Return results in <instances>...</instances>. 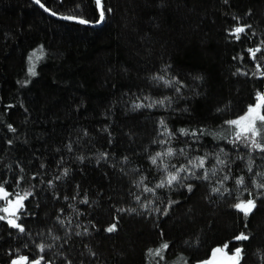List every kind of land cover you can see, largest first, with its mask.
I'll list each match as a JSON object with an SVG mask.
<instances>
[{
	"label": "trees",
	"instance_id": "1",
	"mask_svg": "<svg viewBox=\"0 0 264 264\" xmlns=\"http://www.w3.org/2000/svg\"><path fill=\"white\" fill-rule=\"evenodd\" d=\"M40 2L55 15L100 20L94 0ZM101 6L103 21L89 27L50 18L29 0H0V184L8 199L31 192L17 213L24 232L0 220V264L20 256L29 264H201L225 243L229 255L242 249L239 264H264V151L230 143L225 123L264 93V0ZM237 26L245 27L239 40L229 34ZM255 139L264 145V131ZM169 148L172 156L151 163ZM197 157L204 168L188 163ZM181 166L195 177L181 172L156 187ZM205 169L209 179L198 178ZM238 197L255 201L247 217L233 207ZM242 232L248 239L236 240ZM164 243L163 260L148 255Z\"/></svg>",
	"mask_w": 264,
	"mask_h": 264
},
{
	"label": "snow or ice",
	"instance_id": "2",
	"mask_svg": "<svg viewBox=\"0 0 264 264\" xmlns=\"http://www.w3.org/2000/svg\"><path fill=\"white\" fill-rule=\"evenodd\" d=\"M36 2L40 3V0H36ZM96 2L98 5H100L101 0H96ZM40 6L44 7L43 4H41ZM45 11H48V9L45 8ZM109 11H110V9H109ZM62 19L73 20L76 18L74 16H64V17H62ZM103 19H104V12H103V10H101L100 20L102 21ZM78 22L81 24L87 23V21H85L83 19L78 20ZM244 32H245L244 26H237L229 34L234 36L236 40H239L240 34L244 33ZM248 51L250 53L251 58L255 59L256 54L258 52H260L261 49L260 48L248 49ZM31 56L36 57L37 59L40 58L37 56L36 52H33L31 54ZM242 58L243 57H241V59ZM30 59H31V57H30ZM29 71L31 72V74L35 75L34 68L30 69ZM257 72H259L261 77H264V71L261 70V66L259 64H257ZM254 75H255V73H254ZM154 79H163V77H154ZM165 83H168V82L165 81ZM178 90L179 89H177V91ZM159 103L162 104L163 101H159ZM134 106L139 108V107H142L143 105L136 104ZM149 106L151 107L152 105H149ZM257 122H260V127H257ZM160 123H161V126L165 127V130H166V125L164 124V121L161 120ZM225 123L230 128L233 129V139L231 141H229L230 143H232L233 141L239 142L241 139H244L245 141H250V143L253 147L259 148L261 151H264V145H261L255 139V137L259 136L261 134V132L264 131V93L257 92L255 104L249 105L247 108V111L242 116H239L237 119H234V120L225 121ZM179 131L181 132V134H185V135H188V134H190L192 136L197 135L196 131H192L191 133H189L187 129H180ZM200 131L203 132V130H200ZM181 151L183 152V149ZM223 151H224L223 149L220 150V152H223ZM173 152H174V150L171 148H169L164 153L157 152L155 154V156L151 157V163L153 165H156L158 159H160L162 156H172ZM205 162H206V158H202V157H197L194 160L188 161V163L192 166V168H204ZM224 163H225V161L220 159L219 156H217V164L223 165ZM161 164L163 165V169L165 171H167L168 165L165 164L163 162V160H161ZM173 167H175V166L173 165ZM210 171H211L212 175H215L217 169L215 167H213ZM181 172H188L189 175L195 177V172H191L188 168L181 166L179 169H177L175 171V173L168 172L166 179L162 178L160 183H158L156 185V187L162 188V187H165V185L171 186L174 182L178 181ZM208 172H209V170L205 169L203 176L198 177V178H202L205 180L209 179ZM187 178H188L187 176L184 177V179H187ZM228 178L229 177L227 175H225L223 177V180H227ZM243 182H244L243 177H240L239 179L236 180V183L238 185H242ZM141 183H143V180H141ZM222 183H223V181H221V184ZM257 187L264 188V183L258 184ZM187 188H188V191H191L192 185H187ZM144 190L146 192H153L154 191V189L147 188V187ZM212 191L213 192H219L220 189L214 187L212 189ZM30 195H31V192H25L23 195H21L20 193L17 192V193H15L14 199H8V197L13 196V193L8 192L3 187V185L0 184V200L6 201V206L0 207V212H4L7 214L5 216H0V220H6L10 227L17 228L20 232H24L25 231L24 227L22 225L17 224V220L20 219V216L17 213L20 211V209L24 208L23 202L26 199H28V197ZM137 200H139V197H137ZM238 201L239 202L234 204L233 207L236 210L242 212L244 214V216L247 217L251 213L252 209L255 207V201L252 199L244 201V200H240L239 197H238ZM144 207L147 208V204L144 205ZM157 211H159V209H157ZM165 214H166V212H165ZM10 217H12V218H10ZM115 227H116L115 225H111L110 227L107 228V231L113 232L115 230ZM235 239L236 240H247L248 236L242 232L238 236H236ZM168 247H169L168 244L164 243L159 248H157L155 250L149 249L148 255L153 256V257L159 256L160 259L163 260L164 256L162 255V253ZM38 248H39L40 252H43L45 249V245L39 244ZM227 248H228V244L225 243L222 248L218 247V248L213 249L212 253H211V257L208 260L202 261L201 264H215V257L217 255V253H223V255L226 256L228 260L232 261V264H239L242 249L236 248L232 255H228V253L225 251ZM42 260H43V257H40L38 259L31 261V264H41ZM11 264H29V258L27 256H20L18 259H13Z\"/></svg>",
	"mask_w": 264,
	"mask_h": 264
},
{
	"label": "water",
	"instance_id": "3",
	"mask_svg": "<svg viewBox=\"0 0 264 264\" xmlns=\"http://www.w3.org/2000/svg\"><path fill=\"white\" fill-rule=\"evenodd\" d=\"M34 6H36L39 10H41L44 14H46L48 17L50 18H53V19H56V20H61V21H65V22H74V23H79L78 20L79 19H73V20H66V19H62V16H59V15H55L53 14L51 11H45V7H41V2L40 3H37L36 0H29ZM94 2L96 3L97 5V10H98V13L100 15V12L102 10V6H101V3L100 5L97 4L96 0H94ZM103 21V20H102ZM101 20H99V22L97 24H93V23H90V22H87V23H84L83 25H86V26H89V27H95L97 25H100ZM81 24V23H79ZM226 251V250H225ZM229 255V254H228ZM211 257V256H210ZM209 257V258H210ZM208 258V259H209ZM207 259V260H208ZM215 264H232V261L228 260L226 256L223 255V253H217L216 257H215Z\"/></svg>",
	"mask_w": 264,
	"mask_h": 264
}]
</instances>
